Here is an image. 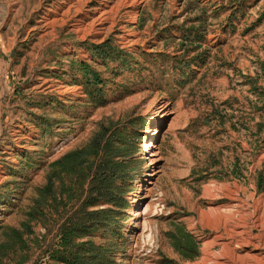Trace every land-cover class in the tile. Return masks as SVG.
<instances>
[{
    "label": "rangeland",
    "instance_id": "obj_1",
    "mask_svg": "<svg viewBox=\"0 0 264 264\" xmlns=\"http://www.w3.org/2000/svg\"><path fill=\"white\" fill-rule=\"evenodd\" d=\"M180 1L0 0V90L7 87L0 104V193L9 198L0 204L1 228L23 230L52 161L85 144L100 122L132 113L143 118L142 165L118 226L120 264H264V191L257 186L264 131L252 133L264 111L246 114L256 96L242 84L243 74L262 72L264 18L248 28L264 14V0H244L227 30L222 12L203 45L209 58L186 70L183 83V62L157 53L177 47L178 40L164 45L158 35L160 21L181 14ZM108 39L140 64L113 70L93 61L87 45ZM79 61L102 72L105 103L95 104L76 82ZM35 114L51 122L50 131H42ZM243 120L250 129H240ZM236 158L242 173L225 177ZM173 218L200 240L198 258L185 260L172 247L166 232ZM33 229L23 234L30 246L23 264H55L45 253L57 229L39 222ZM4 232L1 248L11 239ZM11 251L0 252V264H18L25 248Z\"/></svg>",
    "mask_w": 264,
    "mask_h": 264
},
{
    "label": "trees",
    "instance_id": "obj_2",
    "mask_svg": "<svg viewBox=\"0 0 264 264\" xmlns=\"http://www.w3.org/2000/svg\"><path fill=\"white\" fill-rule=\"evenodd\" d=\"M243 1L222 0L221 4H213L203 0H182L181 14L174 13L168 23L163 20L159 22L158 37L164 41V45L173 40L179 42L173 54L157 53H160L162 58L180 59L183 62L180 75L185 80H181L182 83L189 78L186 70H191L197 61L206 63V58H209V49L203 48V45L214 21L221 17L222 12H228L227 22L222 26L226 30L229 25L235 27L237 13L244 8ZM184 13L189 15L176 24L177 18ZM263 18L264 14H261L256 22L249 26L248 31ZM174 29L179 31V35L172 34ZM87 51L93 61H102L108 66L114 65L113 70L140 64L133 54L114 46L110 39L99 44H88ZM147 55L149 54L142 53V56ZM261 65V73L257 72L254 76L243 74L245 79L242 84H249L250 91L256 96V99L250 100V111L246 113L250 116L254 112L264 111V85L259 83L264 78V64ZM75 66L81 75V79L76 78V82L82 84L87 96L95 104L105 103L107 82L102 72L90 61H79ZM26 101L30 102L27 98ZM35 115L42 131H50L51 122L44 116ZM142 121L143 118L133 116L132 113L116 120L102 121L85 144L52 161L48 166L46 181L37 189V195L34 196L27 212L28 219L23 223V230L0 226V229H6L4 233L11 238L8 239L9 244L0 247V252L10 249L12 251L9 253L16 254L18 248H25L24 253L20 252L18 264L27 262L30 246L23 234L32 235L33 223L39 222L47 230L57 229V239L47 246L45 253L53 263L120 264L121 251L116 238H123L118 233V226L128 204L126 195L131 188L134 172L142 165L138 142L142 138ZM246 121L241 122L240 129H250ZM232 127L239 129L237 123L232 124ZM256 129L252 133L258 137L264 131L263 119L257 121ZM239 161L240 159L236 158L234 166L225 177H238L242 173ZM257 186L259 192L264 191L263 172L258 174ZM4 195L0 193V204H3L4 200L9 201ZM170 224L171 228L166 233L175 251L185 260L198 258L201 254V242L197 236L177 218L171 219Z\"/></svg>",
    "mask_w": 264,
    "mask_h": 264
},
{
    "label": "crops",
    "instance_id": "obj_3",
    "mask_svg": "<svg viewBox=\"0 0 264 264\" xmlns=\"http://www.w3.org/2000/svg\"><path fill=\"white\" fill-rule=\"evenodd\" d=\"M13 37L11 36V39H12ZM5 42H6V46H7V48H9V49H11V41H10V38H9V40H5ZM15 45V44H14ZM13 45V46H14ZM6 96H7V87L6 86H3L2 88H1V90H0V104L3 102V99H5L6 98ZM0 111H1V109H0ZM1 114V113H0ZM214 241V240H213ZM213 241H212V243H213ZM210 242V241H209ZM209 244H211V242L210 243H208L206 246H207V248H208V246H209ZM205 250V249H204Z\"/></svg>",
    "mask_w": 264,
    "mask_h": 264
},
{
    "label": "bare ground",
    "instance_id": "obj_4",
    "mask_svg": "<svg viewBox=\"0 0 264 264\" xmlns=\"http://www.w3.org/2000/svg\"><path fill=\"white\" fill-rule=\"evenodd\" d=\"M154 134H156V132H155ZM148 146H150V145H148ZM202 214H203V213H202ZM209 243H210V242H209ZM206 248H207V246H206ZM206 248H205V249H206Z\"/></svg>",
    "mask_w": 264,
    "mask_h": 264
}]
</instances>
